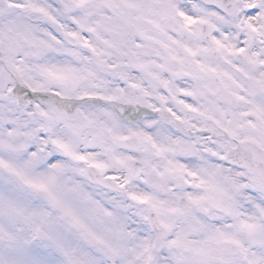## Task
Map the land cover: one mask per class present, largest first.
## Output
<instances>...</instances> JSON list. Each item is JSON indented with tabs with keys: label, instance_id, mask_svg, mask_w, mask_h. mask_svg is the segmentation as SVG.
I'll list each match as a JSON object with an SVG mask.
<instances>
[{
	"label": "snow or ice",
	"instance_id": "snow-or-ice-1",
	"mask_svg": "<svg viewBox=\"0 0 264 264\" xmlns=\"http://www.w3.org/2000/svg\"><path fill=\"white\" fill-rule=\"evenodd\" d=\"M0 264H264V0H0Z\"/></svg>",
	"mask_w": 264,
	"mask_h": 264
}]
</instances>
